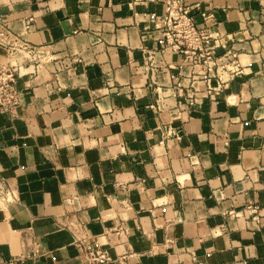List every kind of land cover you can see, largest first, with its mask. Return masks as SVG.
Masks as SVG:
<instances>
[{
	"label": "crops",
	"instance_id": "0c3cea01",
	"mask_svg": "<svg viewBox=\"0 0 264 264\" xmlns=\"http://www.w3.org/2000/svg\"><path fill=\"white\" fill-rule=\"evenodd\" d=\"M162 1L0 0L35 55L13 54L20 105L0 111V264H82L95 244V264H264V0H187L243 66L193 108L135 69Z\"/></svg>",
	"mask_w": 264,
	"mask_h": 264
},
{
	"label": "built area",
	"instance_id": "2783aa9c",
	"mask_svg": "<svg viewBox=\"0 0 264 264\" xmlns=\"http://www.w3.org/2000/svg\"><path fill=\"white\" fill-rule=\"evenodd\" d=\"M163 14L155 16L149 14L153 20V30L157 32L154 44L150 47L141 46V59L136 63L135 69L152 87L153 91L162 84L159 79L165 76L169 86L175 93L182 95L184 90L191 89V97L187 106L193 108L199 100L198 88L205 86V94L213 95L208 83L214 80L220 89L227 86L230 80L243 74L237 53L227 45L226 37L217 29L199 27L190 13L192 6L187 0H163ZM203 20L212 16L201 12ZM28 28V23L25 24ZM150 29L144 28L143 32ZM0 49L4 53V61L0 62V111L12 113L20 105L17 83V62L14 60L15 52L24 51L34 55L33 50L14 35L8 28L5 20L0 16ZM31 53V54H30ZM35 56V55H34ZM157 99L159 94L156 95ZM179 116V111L175 110ZM13 190L5 182H0V210L15 200ZM244 213L252 215L251 219L257 222L256 208L247 206ZM229 216L237 213L228 211ZM115 233H128L127 228L117 227ZM105 251L98 245L86 248L82 254V264H95L108 261Z\"/></svg>",
	"mask_w": 264,
	"mask_h": 264
},
{
	"label": "water",
	"instance_id": "95a60500",
	"mask_svg": "<svg viewBox=\"0 0 264 264\" xmlns=\"http://www.w3.org/2000/svg\"><path fill=\"white\" fill-rule=\"evenodd\" d=\"M20 55H22L26 60L29 61V66L28 68H34L35 66V56L34 55H29L28 53L24 52V51H17ZM23 70L22 67H19L18 69V73ZM17 73V76H19L20 74Z\"/></svg>",
	"mask_w": 264,
	"mask_h": 264
}]
</instances>
